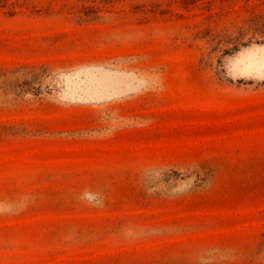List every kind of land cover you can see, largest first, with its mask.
<instances>
[{
    "label": "rangeland",
    "instance_id": "1",
    "mask_svg": "<svg viewBox=\"0 0 264 264\" xmlns=\"http://www.w3.org/2000/svg\"><path fill=\"white\" fill-rule=\"evenodd\" d=\"M0 264H264V0H0Z\"/></svg>",
    "mask_w": 264,
    "mask_h": 264
}]
</instances>
